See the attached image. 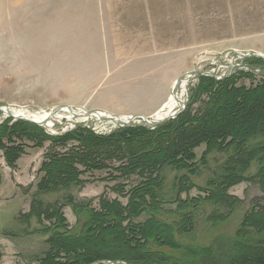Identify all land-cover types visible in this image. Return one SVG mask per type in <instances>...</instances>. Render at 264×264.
Listing matches in <instances>:
<instances>
[{
  "label": "rangeland",
  "instance_id": "374dc122",
  "mask_svg": "<svg viewBox=\"0 0 264 264\" xmlns=\"http://www.w3.org/2000/svg\"><path fill=\"white\" fill-rule=\"evenodd\" d=\"M247 57L264 60V0H0V105L28 113L75 106L153 117L172 94L174 81L192 70L200 73L183 79L178 88L185 106L195 76L209 75L206 71L218 79L235 72L252 74L239 83L253 84L264 68L247 62ZM184 108L178 103L173 111ZM60 114L52 117L48 128L42 127L47 133L78 124L99 134L118 128L94 117ZM7 119L16 121L0 111V123ZM139 121L140 117L133 119ZM204 151V144L194 151L193 175L165 172L167 187L188 176L181 179L187 191L167 190L165 205L173 206L178 197L205 195L206 190H215L211 196L221 202L197 208L189 233L173 238L164 228L163 236L172 242L168 246L176 248L170 252L173 258L184 253L186 244L205 245L214 236L234 234L244 219L261 228L257 216L264 207L261 162L253 161L242 178L228 170L227 184L215 189L228 157L211 151L201 158ZM42 156L43 150L27 149L10 167L0 151V264H39L49 250L41 224L35 217H24L36 203ZM115 185L103 172H95L81 176L79 185L39 197L63 204V216L72 228L77 226L74 203L94 209L101 199L125 203L127 197L118 194ZM156 218L174 222L179 214Z\"/></svg>",
  "mask_w": 264,
  "mask_h": 264
},
{
  "label": "trees",
  "instance_id": "16d2710c",
  "mask_svg": "<svg viewBox=\"0 0 264 264\" xmlns=\"http://www.w3.org/2000/svg\"><path fill=\"white\" fill-rule=\"evenodd\" d=\"M245 60L264 68L262 58ZM244 75L252 74L235 72L219 79L196 75L185 108L153 128L133 123L99 134L78 124L49 134L22 120L0 123V151L10 167L27 149L43 150L33 196L36 203L24 216L35 217L48 237L50 247L39 264H102L99 262L104 260L127 264H264V207L257 212L261 228L244 219L234 234L214 236L205 245L180 246L184 253L178 258H173L170 252L176 248L168 246L172 242L163 236L165 229L173 238L191 232L197 208L221 204L211 196L215 190L183 200L178 197L173 206L164 204L167 190L187 191L181 187V179L188 177L182 176L167 187L166 170L193 175L194 151L200 145H205L201 158L211 151L227 154L215 189L227 184L224 178L228 170L242 178L253 161L261 162L258 172L264 179V70L249 86L239 83ZM95 172L115 181L116 192L127 200L101 199L98 209L74 203L77 226L69 228L63 204L46 203L39 196L79 185L81 176ZM165 213L179 214V218L174 222L156 218Z\"/></svg>",
  "mask_w": 264,
  "mask_h": 264
},
{
  "label": "water",
  "instance_id": "95a60500",
  "mask_svg": "<svg viewBox=\"0 0 264 264\" xmlns=\"http://www.w3.org/2000/svg\"><path fill=\"white\" fill-rule=\"evenodd\" d=\"M249 55L250 56L262 57L261 55H258V54H255V53H250ZM197 73H200V71L192 70V71L186 72L182 76H179L173 83L172 94L174 95L175 99L178 100V103L183 104V108L185 107V104L183 103V101L181 99H178V97H177L178 88L181 86V82L183 81V79L191 77V76H193V75H195ZM206 73H208L211 76H214L213 72H211V71H206ZM9 107L10 106H7V105H0V111L2 113L5 112L4 113L5 115H7L8 117L13 118L14 120H18V119L19 120H23V121L30 122V123L36 124L37 126L44 127V128L46 127V123L48 121L47 119L48 118L49 119L52 118L53 116H55L57 114V112L62 110V106H55V107H53V108H51L49 110L48 118L46 119V121L36 122V121L32 120L31 118H27V117H24L22 115L19 116V115L11 114L10 111H9L10 110ZM66 108H67V112H69L73 117H83V118L94 117V118H96L98 120H104V121L112 122L115 126H118V127H122L124 125H129V124H133V123H137V124H142V125H145V126L153 128V127H156L158 124H160L162 122H165V121H167L169 119H172V118L176 117L177 114L180 112V111H178V112H174L173 111L172 113H167L166 115L160 116V117L129 116L127 118H121L118 115H114V114H110V113L107 114V115L99 114L98 112H95V111H97L96 109L87 110V109H85L83 107L78 108V107H75V106H66ZM137 117H140L141 121L133 122V119H135ZM51 134H54V132H51ZM99 263H102V264H117V263H113V262L108 261V260L100 261ZM121 264H127V263H121Z\"/></svg>",
  "mask_w": 264,
  "mask_h": 264
},
{
  "label": "bare ground",
  "instance_id": "6f19581e",
  "mask_svg": "<svg viewBox=\"0 0 264 264\" xmlns=\"http://www.w3.org/2000/svg\"><path fill=\"white\" fill-rule=\"evenodd\" d=\"M177 97L178 99H180L179 97V94H177ZM178 105V100L175 99L174 95L171 94L170 97L167 99L166 102H164L161 107L155 112V116L153 117H160V116H164L166 115L167 113H172L173 112V109L174 107ZM80 108V107H78ZM9 111L11 114L13 115H19V116H24V117H27V118H31L32 120L36 121V122H42V121H46V119L48 118V112H42V113H28L26 111H24V109H21V108H15V107H9ZM61 112H67V108L66 106H62V110L57 112V116H60ZM95 112H98L99 114H102V115H107L109 113H104V112H101L99 110L95 111ZM5 113V112H4ZM69 113V112H68ZM69 115L71 116V114L69 113ZM121 118H127V116H119ZM47 123H46V127L48 128L50 125H51V120L52 118H48L47 119Z\"/></svg>",
  "mask_w": 264,
  "mask_h": 264
}]
</instances>
